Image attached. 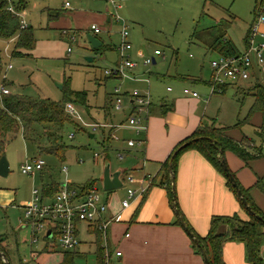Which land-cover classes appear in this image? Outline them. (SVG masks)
Here are the masks:
<instances>
[{"label": "rangeland", "instance_id": "1", "mask_svg": "<svg viewBox=\"0 0 264 264\" xmlns=\"http://www.w3.org/2000/svg\"><path fill=\"white\" fill-rule=\"evenodd\" d=\"M66 1L71 4L70 7H65ZM114 1L120 5L117 9L107 0H30L27 12L22 13V18L29 25L31 23L34 29V48L30 53L25 49L20 50L24 55L28 54L27 56H12L13 42L0 40V82L5 79L13 92L32 98L63 102V84L69 79L72 90L87 92V104L90 106L87 110V106L75 103L81 118L69 115L75 124H66L63 130V143L67 145L64 157L39 152L37 146L24 139L21 132L9 139L5 151L9 172L6 176L0 175V236H8L6 242L10 264H59L67 251L58 247L55 240L31 245L29 229L21 226L20 222L24 220L21 206L31 201L34 188L42 191L43 184L48 182H71L78 186L94 180L99 194L106 198L110 191L103 189L101 180L105 160H110L113 170L127 167L126 157L119 159L114 148H108V130L104 135L100 128L92 126L94 120L104 121V111H113L119 117H124L128 115V109L116 111L109 102L108 93H112L115 85L119 86V79L105 74L106 69L112 68L116 58L113 48L100 53L94 52L88 34L101 39L105 45L118 46L121 30L126 25L128 40L132 44L130 55L132 51L139 50L150 56L156 49L161 50L165 57H158L157 62L150 66H143V59H137L139 67H143L144 72L150 74L151 87L159 85L160 88H165L167 81H175L177 75L190 80L200 77L209 80L212 74L211 61L219 54L206 47L201 39V30L217 22L224 23L227 36L243 50L257 2ZM48 9L58 14L59 18L49 19ZM74 13L77 16L72 19ZM115 15H119L121 20L117 21ZM108 17H111V22H107ZM92 24L99 26L101 32L91 31ZM63 29L68 30V35L63 34ZM196 29L200 31V35L194 37ZM88 57L93 59L90 61ZM225 96L235 101L238 108L244 105V109L251 100L249 95L244 92L237 93L232 86ZM245 129L253 128L247 125ZM37 130L43 143V129L38 126ZM109 141L115 146L113 139ZM37 157L44 160V168L33 174L23 173L22 164L26 161L32 162ZM129 185L125 180L122 187L114 190L115 195L122 197ZM79 238L80 244L74 249L80 255L78 264H94L95 236L81 230ZM52 244L54 247H51ZM0 264H5L2 258Z\"/></svg>", "mask_w": 264, "mask_h": 264}, {"label": "crops", "instance_id": "2", "mask_svg": "<svg viewBox=\"0 0 264 264\" xmlns=\"http://www.w3.org/2000/svg\"><path fill=\"white\" fill-rule=\"evenodd\" d=\"M107 1L111 4L109 0ZM66 3L69 2H65L66 8L71 6L70 3L69 6ZM119 6L117 4V7H113L117 9ZM26 12L27 10L24 11V14ZM48 16L49 19L59 18V15H55L51 9H48ZM76 16L77 13H74L71 18L74 19ZM111 20V17L107 18V22H111ZM261 29L264 31V26ZM69 37L72 38V36ZM259 39H264V37L260 36ZM117 47L108 45L106 48V50L113 48L112 50L116 54L112 68L119 61ZM246 47L245 44L243 50L238 49L242 52ZM131 55L137 63L138 58L146 57L139 50L132 51ZM104 56L105 54L102 55V57ZM158 57L162 56H155L153 64L157 62ZM263 74L264 70L256 71L254 77L264 80ZM133 75L136 76V79L121 80L113 76H106L119 79V86L115 85V88L119 87L126 94L134 89L150 93L152 105L149 114L143 121L146 129L137 136L134 129L128 125V118L132 111L129 107L131 101L127 98L124 99V103L125 108L128 109V115L119 117L116 112L104 111V121L94 120L92 126L100 128L104 135L108 130V139H113L115 143V146H112L107 139L108 148H114L119 159V154H123L122 159L126 157L127 167L120 169L122 171L120 178L123 183L127 175H132L136 179V182L128 187L138 188L140 181L146 176L154 177L156 182L144 195L130 199V204L127 207L122 205V201L127 197V189L124 190L122 197L115 195V189H113L110 190L106 198H103L108 205L107 215L114 217V221L107 229L108 262L109 264H206L204 256L195 251L189 233L183 225L178 223L179 217L172 206L167 184L162 183L164 180L163 163L167 161L175 147L191 136L198 127L212 124L234 126L238 119H242L248 114L254 98L249 95L251 100L246 108L244 109V105L238 108L235 101L225 96L230 87L225 92L211 93L209 86L211 77L209 80H204L202 77L190 80L177 75L175 81H167L166 87L160 88L159 85L151 87L150 74L145 73L143 67L140 68L139 65ZM254 77L243 84L232 87H235L237 93L244 92L245 94L246 91L242 89L250 86ZM185 88L197 91L199 96L193 97L185 94ZM108 94L109 102L114 108L116 94L114 90ZM87 107L89 110L88 104ZM262 121V114L256 112L249 123L228 131V135L236 140L245 139L251 145H261V157L246 163L230 150H225L224 156L229 169L240 184L250 190L253 201L264 211V193L255 186L258 178L264 177V140L257 132ZM247 125L252 126L253 129H245ZM138 137L144 140V144L141 147H128L127 141ZM111 170L114 172L119 168L113 170L111 167ZM174 182L179 210L195 233L202 237L207 235L211 218L214 215L236 213L242 219L250 218L248 212L229 188L226 177L196 149H187L182 152L178 159ZM68 183L71 184V182ZM59 185L61 187L64 184L59 183ZM28 203L22 204L23 210ZM20 224L22 226V220ZM82 224L85 226L82 227ZM23 228H28L30 231L31 245L40 241L48 242L44 238L33 243L30 228L24 226ZM78 228L79 236L81 230L94 235L86 223H80ZM0 237L5 239L3 245L8 253L6 242L8 236ZM117 251L121 252L120 256L116 254ZM223 258L226 264H251L247 259L246 245L241 241L226 242L223 246Z\"/></svg>", "mask_w": 264, "mask_h": 264}, {"label": "trees", "instance_id": "3", "mask_svg": "<svg viewBox=\"0 0 264 264\" xmlns=\"http://www.w3.org/2000/svg\"><path fill=\"white\" fill-rule=\"evenodd\" d=\"M29 2L30 0H0V40L13 42L11 50L12 56H27L28 54L24 55L20 50L25 49L30 51L34 48L36 43L33 27L31 25H27L25 28L21 27V21L23 20L22 13L27 10ZM10 7H12V9H10ZM257 7L258 0L256 2L253 22L257 16ZM224 21H226V19ZM201 31V39H203V42L210 51L226 56L238 55L241 53L235 42L227 36V28L224 23L217 22ZM199 32L196 29L193 36H199ZM250 32L251 27L245 37L246 45ZM107 46L108 45H105L103 42L99 48L93 49V51L100 53L102 50H106ZM1 54L2 49L0 48V61L2 58ZM69 81V79H66L63 84V102L24 96L11 91V89L10 93L0 96V157L5 154L9 139L20 132L23 134L24 139L32 141L37 146L39 152L54 153L64 157V151L67 145L63 143V130L66 124H75L66 112L65 107L69 102L84 106H87L88 102L87 92L72 90L69 87ZM0 83L10 88V84L5 79ZM237 85H225L222 92H225L231 86ZM242 90L246 91L245 95H251L254 98L250 110L244 118L238 119L237 123L232 127L217 126L215 124L198 127L191 136L181 141L175 147L167 161L163 163L164 180H162V183L165 182L167 184L172 206L173 197H176V192L173 193L171 180L172 177L175 180L178 159L185 150H198L225 177L226 175L219 156L221 149L234 152L246 163L262 156L261 145H251V143L245 139L239 141L228 135V131L231 128H240L242 125L249 123L253 114L259 112L262 114L263 121L257 132L262 140H264V82L262 79L254 77V82ZM38 126L43 129V143L40 140V134L37 130ZM186 143L187 146L183 147ZM232 174L234 175L233 172ZM234 177L255 214L247 209L235 187L226 177L227 184L236 195L241 205L248 212L250 216L249 219H242L236 213L233 215H214L211 218L207 235L202 237L195 233L183 213L179 210L186 225H188L191 232L194 234V237H191V239L195 251L200 255L206 253L208 255L209 264H226L223 258V246L229 241H241L245 243L247 259L251 264H259L261 262V249L264 239V211L255 204L250 190L244 188L235 175ZM155 182L156 179L152 177L148 189L155 184ZM92 184H95L94 180L88 181L82 186L88 188ZM69 186L73 187L76 185L70 184ZM255 186L264 193V177L258 178ZM59 190V183L48 182L43 184L41 194L44 199H47L55 196ZM177 207L179 209L178 203ZM256 215H260L262 219H259ZM178 223L183 225L180 219ZM89 229L95 236L96 248L94 264H109L106 256V249L103 246L102 230L97 227L93 229L91 226H89ZM195 238L198 239V241H196ZM4 240V238L0 237V251L4 252L6 256L9 257L3 245ZM47 246L50 247L49 244ZM51 247H54V245L52 244ZM79 256L77 251L67 250L64 252L63 259L59 264H78ZM0 258L2 257L0 256Z\"/></svg>", "mask_w": 264, "mask_h": 264}, {"label": "built area", "instance_id": "4", "mask_svg": "<svg viewBox=\"0 0 264 264\" xmlns=\"http://www.w3.org/2000/svg\"><path fill=\"white\" fill-rule=\"evenodd\" d=\"M109 2L117 7L114 0H109ZM66 5L69 6V3H66ZM115 18L117 21L121 20L119 15H115ZM26 26V22L22 20L21 27L25 28ZM262 26H264V0H258L257 16L251 26L246 49L238 55H220L211 61L212 74L209 85L211 93H221L225 85L243 84L252 79L256 71L264 70V39H259L260 36L264 37V31L261 29ZM91 31L99 33L101 32V28L93 24L91 25ZM67 33V30L63 31V34ZM128 37L129 33L126 25H124L121 30V42L117 47L119 61L114 68L105 70L106 75L121 80L136 79V76L133 74L138 63L129 54L132 44L128 40ZM155 56L165 57L164 53L157 49L153 55L146 56L142 64L150 66L153 64ZM10 92L8 87L0 83V96ZM114 93L116 94L114 108L117 111L125 108V98L130 99L129 107L132 113L128 118V125L139 136L146 129L143 121L149 114L152 105L150 93H143L138 89H134L129 94H126L119 87L114 89ZM184 93L193 97L199 96L197 91L190 88H185ZM66 111L73 117L81 118L74 103H68ZM127 144L131 148L141 147L144 144V140L139 137L129 139ZM97 155L95 154V156ZM119 157L122 159L123 154H119ZM44 164V160L38 157L33 159L32 162L26 161L23 163L21 171L25 174H33L35 171L41 170ZM151 178L147 176L143 178L138 188L128 187L127 197L122 201V205L127 207L130 204V199L144 195L148 190ZM126 180L129 184L136 182V179L132 175H127ZM69 185L70 183L62 185L55 196L47 199L42 197L39 189L34 188L32 200L24 208L22 226L30 228L33 243H37L44 238L48 241L55 240L57 246L63 250H74L79 245L78 226L80 223H86L93 229L97 227L102 230L103 246L106 249V256L108 258L107 229L114 221V217L107 215V203L99 194L95 184L90 185L88 188L82 185L73 187ZM49 234L51 237H49ZM116 254L120 256L121 252L117 251ZM259 264H264V254L261 255V262Z\"/></svg>", "mask_w": 264, "mask_h": 264}, {"label": "water", "instance_id": "5", "mask_svg": "<svg viewBox=\"0 0 264 264\" xmlns=\"http://www.w3.org/2000/svg\"><path fill=\"white\" fill-rule=\"evenodd\" d=\"M88 39H89L90 44H91L93 49L99 48L102 45V41L92 34H88ZM88 60L91 61L92 58L88 57ZM60 87H62V86L60 85ZM186 146H187V143L183 145V147H186ZM219 153H220L219 156H220V160H221V165H222V168L225 172L226 177L231 182V184L235 187L238 195L241 197V199H242L244 205L247 207V209L251 213L255 214L254 211L252 210V208L250 207V205L248 204L246 198L244 197L242 190L238 186V183H237L234 175L232 174V172L230 171V169L228 167V164L226 162V158L224 156V150L221 149ZM8 172H9V161H8L6 155L4 154L0 157V175L6 176L8 174ZM121 173H122V171L120 169L112 172L110 160L106 159L104 162V171H103V175L101 178L102 184H103V189L106 191H110V190L122 187L123 181L120 178ZM171 182H172V190L174 193L175 192V182H174L173 177H172ZM173 207H174L180 221L182 222L184 228L186 229V231L189 233V235L191 237H194V234L191 232L188 225H186L184 218L180 215V211L177 207L175 196L173 197ZM256 216L259 219H262V217L260 215H256ZM49 237H51L50 234H49ZM195 240L198 241V239H196V238H195ZM0 256L5 261L6 264H10L8 257L6 256V254L4 252L0 251ZM203 256H204L205 263L209 264L208 255L206 253H204Z\"/></svg>", "mask_w": 264, "mask_h": 264}]
</instances>
